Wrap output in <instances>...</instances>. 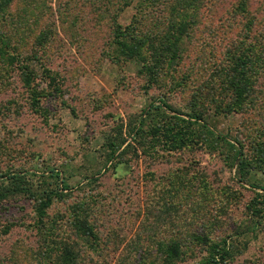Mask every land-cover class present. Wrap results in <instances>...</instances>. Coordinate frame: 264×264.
<instances>
[{
	"label": "rangeland",
	"instance_id": "1",
	"mask_svg": "<svg viewBox=\"0 0 264 264\" xmlns=\"http://www.w3.org/2000/svg\"><path fill=\"white\" fill-rule=\"evenodd\" d=\"M179 1L122 9L120 0H11L6 21L0 12V34L37 57L38 77L29 89L0 60V191L15 181L30 188L2 198L0 264H55L48 243L55 259L71 246L79 264H202L212 245L229 250L227 264H264V212L248 210L264 211V170L254 164L264 149V71L256 103L238 111L220 78L231 51L264 49V0H201L173 58L156 40ZM117 25L135 31L122 30L135 45L150 39L146 60L122 54ZM167 123L187 140L183 149L132 132ZM241 149L250 182L238 174ZM52 189L59 195L41 223L37 208Z\"/></svg>",
	"mask_w": 264,
	"mask_h": 264
},
{
	"label": "trees",
	"instance_id": "2",
	"mask_svg": "<svg viewBox=\"0 0 264 264\" xmlns=\"http://www.w3.org/2000/svg\"><path fill=\"white\" fill-rule=\"evenodd\" d=\"M123 4V8L130 6L134 4L135 2L141 3V4H157L159 0H120ZM181 1V2H180ZM178 5L176 4H170L168 5V10L172 12V20L164 22L168 23L166 25L164 31L161 33V36L157 37V42L160 43V48L163 53L166 54H173V58H176L178 54L181 52L180 49V43L182 40V37L184 34L190 31L192 26L194 25V22L190 21V19L193 17L189 15L190 13L198 14L200 10V3L201 0H180ZM153 2V3H152ZM11 3V0H0V12L5 14L2 18L4 21L7 20V16L5 12H8V7ZM140 4V5H141ZM166 8V6H165ZM244 10V8H243ZM9 13V12H8ZM10 15V13H9ZM136 29V28H135ZM129 31L131 33H135V31H132V29L129 27L122 28L121 25H117L116 28V43L118 47L120 48L122 54L129 59H143L146 60V57L143 56V47L145 44H147V40L150 39L148 37L144 38V41L141 40L140 45H135L133 42H131L129 39L126 38V34L123 31ZM130 36V34H129ZM147 42V43H146ZM12 41L8 37H4L2 34H0V60L10 65V67H17L18 70L22 73L24 76L25 81L28 83L29 89L31 88V85L33 82L36 81L38 78L36 73L32 71V67L30 64L36 60L37 57H29L28 59L23 57L20 53L16 52V50H12L11 44ZM263 47V44H259V48ZM247 51H231L229 55L227 56V61L225 65L222 68V72L220 75L221 77H224L226 80L225 84L233 90L234 95H236V101L234 102V105L231 107V110L238 111L242 110L244 105L247 101L252 102V104L256 103L257 98L255 97V77L259 79L262 72L264 71L263 67H259L258 71H256V65H262L264 64V49L260 50L253 47H248L246 49ZM39 60V59H38ZM257 75V76H256ZM50 77V75H49ZM32 92V95L34 97L37 96L36 91L30 90ZM45 96L48 94L46 92H43ZM38 98V96L36 97ZM166 104V103H165ZM251 106V105H250ZM255 107V105H252L251 107ZM160 110V109H159ZM193 118H195L198 122L201 120L202 116L198 114L192 115ZM145 122V121H144ZM143 122V124H144ZM145 125V124H144ZM151 125V124H150ZM152 127L154 124H152ZM143 126V125H142ZM137 127H134L132 129V132L137 130V135H141V141L146 144H152L155 140H161L162 146L165 147L168 151H178L185 147L187 144V140L182 135L180 130H175L171 127L170 124L165 125H159L157 132H155L153 129H149L148 134L144 137V129L140 127L139 129H136ZM203 129H207L205 125L202 126ZM209 131V130H208ZM210 133V131H209ZM213 134V133H211ZM222 138L220 135H218L217 139ZM125 141L117 140L112 141L110 146L112 147L113 155L117 152V150L120 149V147L123 146ZM259 156L254 161V164H257V166L262 167L264 170V149L258 148ZM236 159L239 160L238 162V174L240 175V181L241 182H250L249 179V167L251 166V161L247 156L244 155V152L241 150H238V152L235 155ZM250 170V169H249ZM59 176V175H58ZM29 187L21 182H13V185L10 191L8 193H13L15 195L18 194H24L29 191ZM4 191H0V204L2 202V198H4L8 193H2ZM59 195V192L57 190H49L45 194L46 200L41 202L39 207L37 208V216L39 217V221L42 223L43 218L47 214V209L52 205L53 198L57 197ZM261 196V195H260ZM260 204H263L260 202ZM248 210L253 214V216H258L259 218L263 215V210H261L258 206L255 205H249ZM258 222V221H256ZM79 232H81L86 238L92 239L95 237V233L93 230V227L85 224V225H75ZM47 245V244H46ZM49 246V247H48ZM47 250L44 251L45 259L48 261L54 262L55 264H79L78 263V255L71 249V246H66L65 248H62V252L56 257L53 254L54 249L51 247V244L48 243L46 246ZM174 248L171 251V254H174ZM230 255V252L228 249L225 248V246L221 245H212L209 249L208 258L202 263V264H227V259ZM53 258V260H52ZM169 258V256H168ZM173 258V256H170V259Z\"/></svg>",
	"mask_w": 264,
	"mask_h": 264
}]
</instances>
